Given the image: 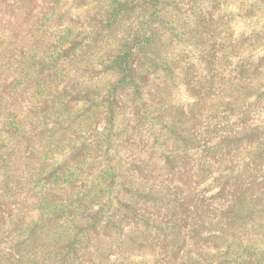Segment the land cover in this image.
Instances as JSON below:
<instances>
[{
  "label": "trees",
  "instance_id": "trees-1",
  "mask_svg": "<svg viewBox=\"0 0 264 264\" xmlns=\"http://www.w3.org/2000/svg\"><path fill=\"white\" fill-rule=\"evenodd\" d=\"M18 1L8 0L14 3L13 10L18 9ZM242 1L237 14L223 16L246 19L248 23L242 27L243 31L237 34L235 27H230V18L215 26L218 33L221 34L222 29L225 33V40L219 42L221 48L216 64L221 61V71L232 69L234 73L226 75L220 71L218 84L223 86L208 89L202 95L204 102L199 98L191 104L177 100L166 107L164 103L170 102L168 97L179 83L198 91L194 68L203 52L193 55L196 51H205V48L212 51L215 47L201 33L202 22L200 15L196 14L195 0H146L141 8L136 0L107 2L105 36L98 44L93 40L92 46L105 45L103 54L97 59L105 57L101 61L94 59V63L98 72H105V68L111 65L112 74L105 72L99 76L98 72L90 73L82 95L83 73L81 78L68 79L65 75L66 79L63 77L55 86L48 84L50 88L45 91L46 97L55 94L51 102H38V92L44 85L39 82V75L50 70L57 57L76 51L75 39L68 45L74 38L73 31L68 29L65 34L56 32L49 36L51 41L46 52H38L40 47L26 44L27 50L22 53L20 44H16L24 39L19 22L27 12L38 9L37 1L26 11L12 12L13 21L18 23L13 27L14 36L10 38L9 48L0 54V234L3 245L0 264H5L3 258L8 256H14L15 264H45L46 261L52 264H110L107 255L114 245L116 251L127 253L128 256L122 259L128 262L141 255L143 259L152 256V264L176 263L173 258L181 248L180 228L185 219L179 213L183 209L179 208L180 204L183 205V194L177 191V195L172 196V186L183 187L196 177L197 185H206L210 189L217 180L213 176L214 170L224 167L227 173L221 179L225 184H231V181L242 184L252 168H258L264 161V123L253 128L245 123L251 116L253 118L255 106L264 105V74L257 72L264 58L259 55L262 48L259 30L264 29L260 15H264V0ZM50 9L53 11L51 5ZM213 9L221 12L220 8ZM118 32L123 36L119 37ZM107 33L111 37L112 33L116 34L115 41L124 40L119 46V55L111 56L116 46H113V40L105 41ZM134 52L144 58L138 73L132 68ZM105 60L108 61L106 65ZM119 60L120 63L114 65ZM204 70L202 80L206 74L205 82L213 85L210 76L215 73L212 72L213 60L209 57ZM56 73L53 71L52 76L55 77ZM148 73L151 74L148 79L150 91L145 84ZM113 78H117V83L111 82ZM92 85L98 89L109 85L113 92L108 98L96 97ZM123 92L129 107L123 108L125 114L117 121L116 103L118 95ZM79 102L88 105L86 112L77 111ZM98 104L107 107L106 131L101 134L108 142V164L96 174L93 172L82 188L76 180L77 166H67L64 160H44L43 156L48 150L67 156L76 145H87L83 131L94 129L97 112L92 108ZM132 105L140 114L136 122L129 113ZM71 114L75 116L69 119ZM232 115L238 118L236 124L230 122ZM162 119L167 120L168 125L163 134L166 136V157L160 166L151 162L154 156L148 150L142 152L149 159L148 163L133 155L129 156V163H125L123 157L114 154L130 150L125 142L134 136L141 138L149 125ZM48 125L53 126L51 131ZM215 131L221 136H215ZM140 175H145L150 189H133V180ZM153 178L160 180L153 181ZM247 197L245 191L239 201L223 206L231 213L225 214V221L218 222L213 221V216L223 212L217 205L213 206L217 197L211 194L201 200L198 196L207 205L205 216L210 218L203 228L211 232L210 241L212 246L215 244L201 254L207 259L206 264H252L253 259L245 255L244 240L234 244L243 232L252 229L264 232V206L253 215L252 208H247ZM83 209L85 213L97 212L77 216L75 212ZM126 209L138 218L144 231L128 233L124 240L115 238L109 231L105 234L94 231L96 225L105 223L102 222L105 218L115 225L120 213ZM138 210L142 211L141 215ZM32 211L36 215L29 217ZM164 212L171 219L168 226L162 220ZM69 214L74 216H67ZM64 219L68 220L67 225H71L62 230L57 225ZM145 242L149 244L143 245ZM252 253L255 257L261 255L258 250ZM239 258L241 262L237 261ZM176 264H200V260L191 256Z\"/></svg>",
  "mask_w": 264,
  "mask_h": 264
},
{
  "label": "rangeland",
  "instance_id": "rangeland-1",
  "mask_svg": "<svg viewBox=\"0 0 264 264\" xmlns=\"http://www.w3.org/2000/svg\"><path fill=\"white\" fill-rule=\"evenodd\" d=\"M26 1H29L30 3H25ZM34 1H37L36 8L38 9L34 12H27L19 22L21 23L19 29L24 30L23 41L16 42V44H20V52L23 53L27 50L26 44H33L35 47H40L38 49V52H43L45 51V49L49 48L48 44L51 41V38L49 36L56 32L65 34L66 32H68V29H71V31H73L72 34H74V38L68 43V45L70 46L75 39L74 42L76 46L75 52H72L68 55L62 54L61 56L57 57V60L51 63L50 70L45 71L43 74L39 75V82L44 85L38 92V102H41L42 100L51 102L54 99L55 94L51 93L46 97L45 91L48 90L47 88H50L48 84L51 83L55 86V83H59L60 79H62L65 75H68V79L81 78V75L83 73L84 85H82L81 88L84 87V90L81 92V95L84 94L85 83L87 84V76L90 75V73L97 74L98 72L97 66L94 63V59L101 61L105 57L104 55L97 59L103 54L102 52L104 51L105 45L94 47L92 46V41L96 40L97 42L95 44H98L101 42L100 39L105 36L104 28L107 26V24L104 23L106 20L105 9L106 3L110 0H20L18 1V9L20 10V12L26 11V8H29ZM145 1L146 0H136V3H139L138 8L143 7L146 3ZM241 2L243 1L232 0L216 3L213 0H195V8L197 11L196 14L197 16L200 15V22H202L201 33L204 38H207L210 42H213V44H215V47L212 49V51H207V49L203 47L205 48V51H196L194 55L191 54V56H197L199 52H203V56L201 58H198L196 62V68H194V76L196 77L195 80L197 82L196 84L198 87V91H192L190 90V88L184 87L179 83L180 87L178 86V88L174 89V91L168 97L170 102L164 103V107L168 105L170 106V104L175 103L177 100L191 104L193 101H196L199 98L201 102H204V98L202 97V95L205 94L208 89L213 87L214 90H216L218 89V85L223 86L222 83L218 84L217 76L221 71L219 69L221 61L216 64V57H218L220 53L219 50L221 48V45H219V42H222L221 40H225V33L224 29L221 30V34L218 33L215 29V26L218 22H225L226 20H228V18H230V27H235L237 34L243 31L244 28L242 27H245V25L248 23L247 20L239 17H232L235 15V13L237 14ZM13 5L14 3L8 2V0H0V25L3 29L1 30L0 27V54L2 50L4 51L5 49L9 48L10 38L14 36L13 27L18 23V21H13L14 14H12V12L18 10L17 7L15 10H13ZM50 5L53 7V11L50 9ZM215 7L220 8L221 12H214L213 8ZM102 12H104L103 15ZM38 13L39 16L37 17ZM228 13L234 15H230L229 17L223 16L224 14L228 15ZM219 15L222 16L219 17ZM260 17L262 19V23L264 24V15L261 14ZM38 18L40 20H37ZM259 32L262 39V48H260L259 50V55L263 56L264 29L263 31L259 30ZM101 33L102 35L99 36ZM121 35L122 34L120 33L119 37L123 36ZM76 36H78V39H76ZM204 38L201 37V41H204ZM80 39H82L83 41H80ZM116 39L117 35L113 33L112 37L110 33H107L105 37V41H115ZM228 41H230V37ZM122 42H124V40H118L113 43V46L116 47H114L115 49L112 51L111 56L120 54L119 51L121 50V47L119 46H121ZM188 51H190V49H188ZM208 57L213 60L212 72L215 73L210 76L213 84L211 86L207 85V83L205 82V79L208 78L206 74L204 76V80H202ZM143 60L144 58H141L140 53L137 54V52H134L132 67L133 71L137 70L138 73V71L140 70V64ZM104 62L105 65L108 64L107 60H105ZM119 63L120 60L117 61L114 65H117ZM259 64L260 65L258 66L257 72L259 75H262L264 74V58H262ZM110 66L105 68V72L108 74H112L113 72V69H111ZM144 69L146 70V67ZM117 70L118 67H116V71ZM53 71H57L55 77L52 76ZM59 71L61 74H59ZM105 72L99 71L98 75H103L105 74ZM221 72L225 73L226 75L234 73L232 69ZM146 77L147 79L145 84L148 88L147 90L150 91V84H148V79L151 77V74L148 73ZM224 78L226 77L224 76ZM64 79H66V77H64ZM111 82L117 83V78H113ZM108 86L109 85H107L106 88L98 89L95 88L96 86L92 85L91 88H93L92 92L95 91L93 93L96 94V97L103 96L105 98H108L110 96V93L113 92L109 89ZM198 93H200L201 95L198 96ZM124 95L125 92L118 95L119 97L116 103L118 108L115 112V118L117 121L121 119L125 114L123 108L129 107V104L125 103L126 98L123 97ZM44 106L45 103L41 104L40 109H42ZM76 107L78 112L83 113L86 112L88 105L84 102H79V105H76ZM106 108L107 107L105 104H98L97 106L92 108V111L97 112L96 122L94 123V129L87 128L85 131H83V137H85L87 145H76L75 150L67 156L58 155L57 152L50 150L46 152L47 155L43 156L44 160H64L63 163L66 161L65 165L67 166H77L75 167L76 174H78L76 180L78 186L82 188H84V185L88 183L89 176L93 172L94 174H96L100 170V168L102 169L106 164H108V161L106 159L108 156L107 151L109 150L108 142L105 138L102 137L101 134L105 133L106 131ZM129 113H132L133 118L136 122L140 116L138 110L136 111L134 106L132 105L129 109ZM252 113L254 116L253 118L251 116V119L245 122L246 125L252 126V128L256 126H262L264 123V105L260 107L255 106ZM75 114L68 115V118H73ZM230 117L231 124H236L238 119L237 116L232 115ZM167 125V120L162 119L159 122L155 121L151 125H149L147 131L145 130V132L142 133L141 138L134 136L132 140L129 139V142H125L128 146L131 147L130 150L124 152L123 154L114 153L112 151H110V153H114L119 157H123V161L125 163H129V156L132 155L135 157L137 156L136 158L138 159H140L141 157L143 162L148 163L149 159L145 154L142 155V152L144 150H148L149 153H152L154 156V160H152L151 162L154 161L156 163L155 166L158 167L163 162H165L166 148L164 144L166 142V136L163 134L167 130ZM48 129L49 131H51L53 129V126L48 125ZM97 133H100V136H98ZM74 136H77L78 138V134H75ZM215 136L219 137L221 136V133L215 131ZM89 145L91 146L88 148ZM115 161H117V159ZM213 173V176L217 178V180L215 181L214 185L210 186V189L206 185H197L195 179L196 177L191 179L188 183H185L183 187L175 185L172 186V189L170 191V193H172V196H176L177 191H180L183 194V205H179V208L183 209H180L179 213H182L181 217H184L185 223L187 222L186 224L183 222V226L180 228L182 243L180 251L176 253L173 258L174 262L176 263H178L180 259L182 260V258L188 259L191 256L199 259L200 264L207 263V259H204L201 256V254H204V251L212 249L210 247L212 246V243L210 241L211 232L208 229L203 228V226L208 224L210 220L209 217L205 216L204 208H206L207 205L201 201L204 200L206 196L214 194L217 197V201L214 202L213 206L217 205L223 212L222 214L218 213L213 216V221L218 222L225 221V217L227 216L225 214L231 213V211L228 212V210L224 209L223 206H227V204L239 201V196L243 195L245 191L248 193L247 202L249 206H247V208H252L253 215L258 214L261 207L264 206V161L259 165L258 168H252V172L250 173V175H248L247 180L242 184H236L232 181L231 184H225L221 179L222 176L227 173V168L225 170V167L220 170L215 169ZM159 180V178H153V181L159 182ZM133 183L135 184L133 189H135V187H144L145 190L151 188L150 183L145 178V175H140V177L135 178L133 180ZM142 194L146 195V192H142ZM198 196L201 200L198 199ZM131 205H133V203H131ZM137 206L142 208L141 204H137ZM95 212H97V210L91 213H85V209H83L82 211H78L75 213L77 214V216H81L82 214L93 215L95 214ZM137 212L140 215L142 214L141 210H138ZM32 215H36V212L32 211L29 214V217H31ZM67 216L74 215L69 214ZM219 216L220 219H218ZM169 217V214H167L166 212L162 213V220L167 226L171 222V219H169ZM69 219H71V217H69ZM106 221H108V223H106ZM67 222L68 220L64 219L60 224L57 225L58 228H61L63 230L66 227H70L71 224L67 225ZM102 222L105 223L96 225L94 231L101 232L102 234H105V232L107 231L112 232L114 234V237H120V240H124L126 237H128V233H137L138 231H144V228L140 227L138 218H136L132 213L128 212L127 209L124 212L120 213L115 225H112L109 222L108 218L103 219ZM109 226H113V228H110ZM199 226L200 231H197ZM262 232L263 230L256 231L253 229L248 233L243 232L239 235L241 236L240 239H237L234 242V244L237 245L244 240L242 243L246 248L245 255L248 258L253 259L251 260L252 264H264V232ZM1 238L2 235L0 234V250L3 249ZM257 240L259 242H257ZM147 244H149V242H145L143 245ZM151 245L154 246V243ZM252 245L258 246L259 248H251L250 246ZM212 247H215V244H213ZM223 249L224 248H222V250ZM111 250L112 251L107 255L110 264H139V262L141 264H152L153 262L152 256H147L145 257V259H143L141 255L128 262L122 259L123 256H128L127 253H125L124 251H116L115 245ZM255 250L261 252L262 256L260 255L259 257H255L252 253L255 252ZM211 253L214 255V252ZM231 261L234 262V260ZM237 261L241 262L240 258L237 259ZM3 262L5 264H15L17 260L14 258V256H8L3 258ZM45 264H52V262L46 261Z\"/></svg>",
  "mask_w": 264,
  "mask_h": 264
}]
</instances>
